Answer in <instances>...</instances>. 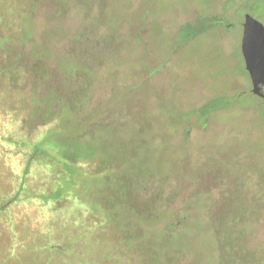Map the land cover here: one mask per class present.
<instances>
[{
  "label": "rangeland",
  "instance_id": "rangeland-1",
  "mask_svg": "<svg viewBox=\"0 0 264 264\" xmlns=\"http://www.w3.org/2000/svg\"><path fill=\"white\" fill-rule=\"evenodd\" d=\"M248 13L264 25V0H0V198L24 190L0 215V249L14 235L29 264H264ZM45 128L73 159L94 156L75 176L80 200L150 258L31 197L54 177L26 143ZM51 233L55 253L36 259L28 239Z\"/></svg>",
  "mask_w": 264,
  "mask_h": 264
},
{
  "label": "trees",
  "instance_id": "trees-1",
  "mask_svg": "<svg viewBox=\"0 0 264 264\" xmlns=\"http://www.w3.org/2000/svg\"><path fill=\"white\" fill-rule=\"evenodd\" d=\"M225 16H229V12L227 9H225V12H219L218 14H212L211 18L216 20L217 18L223 19V18H225ZM200 20L199 21L197 20L198 21V23H197L198 28L200 26V23L205 21L204 19H202L200 22ZM186 23H187V25H186L187 27L192 26V23L190 21H188ZM10 35L11 34H9L7 37H10ZM11 39H12V37L10 38V41H11ZM0 47H3L2 43H1ZM247 74H249V73L247 72ZM67 105L71 111L76 108V106L70 107L69 104H67ZM58 111L59 110H57L55 113H57ZM55 113H53V115ZM46 119H47V123H49V121H51V120H49V119H51L49 117H47ZM47 123L45 125H47ZM45 129L43 131L44 134H42V136L40 137V139L37 142L32 140L31 138H28L26 143L33 146V149H32L33 153L30 156L31 160H33V159L43 160L46 163V165L49 166V168L51 169L54 177H52L51 184L47 187V189L43 190L39 195H35V196H31V197H38L46 205H49V206L52 205V207H54L55 210H58V211H63L64 209L68 208L73 213L72 215H79L80 217H82L83 219H86V220H87V216L90 215L91 216V220H90L91 222L88 221V223H90V224L88 225L87 229L90 230L92 228H96L97 230L98 229L105 230V232L113 235L112 239L116 240V242L119 244L117 246H119L120 248H122L126 251H134L135 255H137V253L140 255L144 254L150 258V256L147 255V253L144 250H142L138 247L139 245L135 246L133 244L132 238H131L132 236H130L131 234L124 231V229L121 230L118 223H116L113 220L107 221V220L97 216L96 213H98V211L100 210L99 205L90 204V206L88 207L87 204L85 205V202L80 200L82 195H81V192L78 190L79 183H78V181L76 182L75 176H77L80 179V177L82 176V174L84 172L83 168L84 167L89 168V165H88L89 160L88 159H90V161H93L94 158H92V157H94V156L90 157V155H88L89 157L87 159L86 158L85 159H81V158H79V159L74 158L73 159L75 151L71 150L70 147H67L63 144L58 143V140H57L58 138L51 139V137H54L55 134L53 135L52 133H50L49 128L46 129V132H45ZM73 148H75V147H73ZM67 149H68V151H67ZM28 165H30V162ZM82 170H83V172H81ZM72 175H74V176H72ZM21 194H24V190L19 191V193H17L12 198H9L8 200H7V198H0V215L4 214V213L6 214L8 211V208L13 203L20 200ZM163 206L168 207V204L163 205ZM4 218H5L6 223H7V221H9V223L12 222L11 219H8L7 217H4ZM1 223H2V227L6 231L5 234L10 233L6 227L7 225L4 224V222L2 220H0V224ZM11 227H12L11 231L13 232L14 231L13 225ZM27 235L25 234V239H26V237H29ZM13 236H12V238L16 237V236H14V237ZM33 237H35V236H33ZM0 238H1V236H0ZM12 238H11V236L7 237L5 235L3 237L4 241H2V242H3L4 248L0 249V264H14L13 260H15L16 264H29L28 263V261H30L29 256H28V258H26L24 256V254H22V250H23V246H24V244L22 242L23 241L22 238L21 239L14 238L13 241L11 240ZM41 238H44V239H42L43 241L40 240L41 242H39L37 240L30 241L27 238L28 239L27 246L29 245L33 249L34 256L36 259H37L36 254L39 255V254H41V252H45L46 255L49 253H55L53 251L54 240H53L52 233H51V237L46 238V237L42 236ZM136 238L138 240L137 236H136ZM40 243H42V244H40ZM59 250L61 251V249H59ZM155 256L151 257V259H154ZM33 260H35V259H33ZM42 264H43V261H42ZM68 264H71V263L68 262Z\"/></svg>",
  "mask_w": 264,
  "mask_h": 264
},
{
  "label": "water",
  "instance_id": "water-1",
  "mask_svg": "<svg viewBox=\"0 0 264 264\" xmlns=\"http://www.w3.org/2000/svg\"><path fill=\"white\" fill-rule=\"evenodd\" d=\"M241 50L252 91L264 98V25L249 13L243 23Z\"/></svg>",
  "mask_w": 264,
  "mask_h": 264
}]
</instances>
